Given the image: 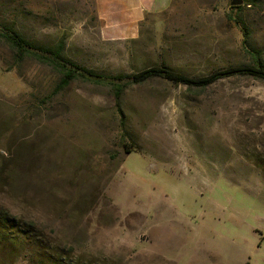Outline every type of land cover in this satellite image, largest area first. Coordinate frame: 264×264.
<instances>
[{
  "label": "rangeland",
  "instance_id": "rangeland-1",
  "mask_svg": "<svg viewBox=\"0 0 264 264\" xmlns=\"http://www.w3.org/2000/svg\"><path fill=\"white\" fill-rule=\"evenodd\" d=\"M231 3L174 0L110 41L95 0H0V28L101 72L201 77L253 63L230 16L264 61V0ZM15 54L0 38V211L45 251L1 241L0 264H264L263 82L153 80L118 106L83 80L57 91L56 71Z\"/></svg>",
  "mask_w": 264,
  "mask_h": 264
},
{
  "label": "trees",
  "instance_id": "trees-1",
  "mask_svg": "<svg viewBox=\"0 0 264 264\" xmlns=\"http://www.w3.org/2000/svg\"><path fill=\"white\" fill-rule=\"evenodd\" d=\"M233 9L241 11L242 7L239 6ZM230 17L241 30L244 37L243 48L251 56L253 63L251 65H238L219 69L201 77H192L166 65L145 68L132 74L101 72L79 65L66 58L64 55V44H58L55 47L38 45L8 28H0V38L4 39L14 49L17 62L31 58L50 66L56 71L60 76L56 87L57 91L66 89L77 80H83L95 85L109 87L115 96L116 103L120 106L122 97L128 89L144 85L153 80H164L175 86L182 85L195 89H207L218 82L236 78H251L264 83L263 52L251 44V34L245 22L241 19ZM40 237L30 227L23 228V225L16 219L11 218L7 212L0 211V242L17 244L20 240L29 241L33 246L40 247V252L43 253L45 250ZM49 248H46V252L49 251L51 257L59 254L56 252L57 250ZM58 257L60 260V256ZM53 264L60 263L54 262Z\"/></svg>",
  "mask_w": 264,
  "mask_h": 264
},
{
  "label": "crops",
  "instance_id": "crops-1",
  "mask_svg": "<svg viewBox=\"0 0 264 264\" xmlns=\"http://www.w3.org/2000/svg\"><path fill=\"white\" fill-rule=\"evenodd\" d=\"M95 1L102 36L110 41H127L137 39L146 19L168 11L174 0Z\"/></svg>",
  "mask_w": 264,
  "mask_h": 264
},
{
  "label": "water",
  "instance_id": "water-1",
  "mask_svg": "<svg viewBox=\"0 0 264 264\" xmlns=\"http://www.w3.org/2000/svg\"><path fill=\"white\" fill-rule=\"evenodd\" d=\"M243 4V0H232V3H231V5L233 6V7H239V6H241Z\"/></svg>",
  "mask_w": 264,
  "mask_h": 264
}]
</instances>
